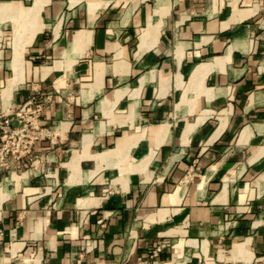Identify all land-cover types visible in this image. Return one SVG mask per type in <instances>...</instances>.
<instances>
[{"label": "crops", "instance_id": "crops-1", "mask_svg": "<svg viewBox=\"0 0 264 264\" xmlns=\"http://www.w3.org/2000/svg\"><path fill=\"white\" fill-rule=\"evenodd\" d=\"M37 104L0 264H264V0H0V108Z\"/></svg>", "mask_w": 264, "mask_h": 264}, {"label": "built area", "instance_id": "built-area-1", "mask_svg": "<svg viewBox=\"0 0 264 264\" xmlns=\"http://www.w3.org/2000/svg\"><path fill=\"white\" fill-rule=\"evenodd\" d=\"M39 110H40V104H37L35 108H33L30 105L27 107H23L14 116L0 114V133L3 134L2 136H0V138L4 139L5 137L8 136V134H10V137H14V140H16L15 139L17 137L16 135H18L19 140L23 138L21 141H25L24 144L25 149L23 150V152L24 153L28 152L30 150V146L33 143V141L39 137L38 132H36L34 129L33 121L29 117L30 115L34 116V114L37 113ZM15 119L18 120L19 122H22V120H24L23 126L18 130L11 128L12 123ZM19 140L17 142L18 144H19ZM9 150L10 149H7L6 152H9ZM12 151L15 152V150ZM163 246H165V243L158 246L156 251H160Z\"/></svg>", "mask_w": 264, "mask_h": 264}, {"label": "rangeland", "instance_id": "rangeland-1", "mask_svg": "<svg viewBox=\"0 0 264 264\" xmlns=\"http://www.w3.org/2000/svg\"><path fill=\"white\" fill-rule=\"evenodd\" d=\"M5 47H2L3 49H5L6 51L9 50L10 48L7 45V42H5V44H3ZM5 51V53H7ZM4 102L8 103V100H4ZM0 114H5L8 115L6 111L2 110V108H0ZM10 116H14V115H10ZM24 124V120H22V122H19L18 120H14L12 123L11 128L12 129H20ZM3 134L0 133V136H2ZM17 137L15 138L16 140H14V137H10V134H8L7 137H5L4 139L0 138V156L4 157L5 161L6 159L8 160V156H18L21 153H23L24 148V144L25 141H21L23 138H21V140H19L18 135H16ZM26 139V138H25ZM19 140V144L17 143ZM4 148V149H3ZM7 149H10L9 152H6ZM12 150H15V152H13Z\"/></svg>", "mask_w": 264, "mask_h": 264}, {"label": "bare ground", "instance_id": "bare-ground-1", "mask_svg": "<svg viewBox=\"0 0 264 264\" xmlns=\"http://www.w3.org/2000/svg\"><path fill=\"white\" fill-rule=\"evenodd\" d=\"M0 160H3L2 157H0Z\"/></svg>", "mask_w": 264, "mask_h": 264}]
</instances>
